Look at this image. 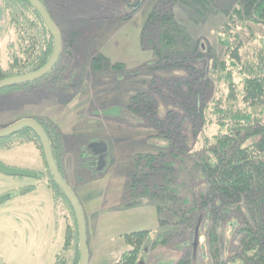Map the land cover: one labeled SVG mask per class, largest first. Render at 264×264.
Here are the masks:
<instances>
[{
  "label": "rangeland",
  "instance_id": "374dc122",
  "mask_svg": "<svg viewBox=\"0 0 264 264\" xmlns=\"http://www.w3.org/2000/svg\"><path fill=\"white\" fill-rule=\"evenodd\" d=\"M212 1V7L205 10L203 15H198L191 6L179 0H142L132 11L125 6L127 3L118 0L60 2L65 10L63 13L75 18L73 30L83 35L76 36L73 45L65 42L70 56L65 57L68 63L62 78L52 82V85L44 81L36 84L37 90L47 97L45 104L57 101L53 103L60 111L57 114L54 112L53 117L64 135V147L69 149L71 155L73 148L76 149L74 151L80 150L76 153V159L80 162L77 183L71 182L70 187L84 215L88 251L86 264L114 263L130 247L123 234L139 229L149 231L139 251L138 261L142 264H173L187 251L192 254V264H212L213 257H210L207 245L210 224L221 239L223 264H241L239 258L234 256L240 236L241 212L235 208L213 212L217 207L215 204L202 203L205 179L195 161H200L205 152V142L219 128L215 106L232 104L234 109L252 112L264 123V105L257 104L255 107L243 100L241 67L230 65L229 58L222 56L235 82V97L229 95L224 76L220 78L214 73L211 87L202 84L201 110L192 114L185 105L196 104V101L193 102L192 97L186 99L184 95L176 94V85H173L174 76L184 78L187 72L180 68L170 71L151 65L157 61L156 55L148 47L150 45L141 47L139 42L145 18L151 8L158 4V10H166L169 15L172 13L179 26L192 39L198 38L207 50L206 59L191 61L197 67L201 66L205 74L211 65L210 60L221 56L218 36L227 17L225 9L236 2ZM252 28V38L249 37L248 28L240 30L245 40L240 55L243 62L257 60L254 53L264 47V25H253ZM182 48L180 46V50ZM96 53L110 60L108 67L101 71H94L89 65V58ZM7 57V51L1 52L0 61L5 64ZM116 62L122 65L111 66ZM193 82L201 88L200 80L195 78ZM180 83L185 93L187 83ZM141 90H151L159 115L164 118L170 112V120L176 124L178 141L170 146V158L177 166L175 186L178 201H186L179 205L193 208V223L188 229L172 223L161 226L153 198L144 193L131 194L130 174L135 155L167 150L166 140L158 136L151 123L127 106L130 96ZM19 91L36 89L28 87ZM76 92L77 97L73 98ZM15 109L10 110V114L21 113L25 116L37 108L28 105L21 110ZM97 141L105 144L99 157L97 152L90 149L91 144ZM245 143H249V139ZM0 160L6 165L39 173L38 176L8 175L10 180H14L13 193L23 183L32 187L27 190V195L13 197L14 208L10 212L9 225L0 229V256L6 264H53L55 254L64 242L66 228L73 227V217L67 200L60 193L54 194L48 185L50 180L44 153L35 141H25L1 150ZM165 229H170V237L167 241H160L158 238L167 234L162 233ZM71 252L72 247L61 256L64 261L68 262Z\"/></svg>",
  "mask_w": 264,
  "mask_h": 264
},
{
  "label": "trees",
  "instance_id": "16d2710c",
  "mask_svg": "<svg viewBox=\"0 0 264 264\" xmlns=\"http://www.w3.org/2000/svg\"><path fill=\"white\" fill-rule=\"evenodd\" d=\"M1 1L7 16L5 30L10 33V38L6 45L8 55L6 63L3 64L0 61V79L41 67L48 60L54 46V38L49 27L30 0ZM41 1L46 6L45 0ZM118 1L127 3L128 5L125 4V6L130 11L135 10L142 2L140 0L134 7L132 5L137 0ZM179 1L191 6L198 15H203L205 10L210 9L212 7L210 4L213 2L212 0ZM219 2L224 3V0H219ZM164 11L158 10V4L151 8L145 18L143 29H141L139 42L141 47H144L145 44L150 45L148 47H151L156 55L157 61L152 62L151 65L167 68L170 71L180 68L187 72L184 78L174 76L175 82H173V85H176L174 90L176 94L184 95L186 99L192 97L193 102L196 101V104L187 103L185 105L187 110H190L192 114L201 110L204 88L202 84L211 87L214 73H217L220 78L224 76L228 83L229 95L235 97V82L226 59L222 56L229 58L230 65L235 67L240 65L241 67L243 100L249 103L248 105L255 107L257 104L264 105V47L254 53L257 60L243 62L240 58L245 41L240 30L244 27L248 28L250 30L249 37L252 38L253 25H264V0H236L235 4L227 5L225 9L227 17L222 23L218 36L222 47L221 56L216 60H210L211 65L205 74L201 71V66L197 67L191 64V61L206 59L207 50L199 43L198 38L192 39L179 26L172 13L169 15L166 10ZM128 16L130 15H126V17ZM68 43L73 45V41H68ZM180 46H183L182 50H180ZM68 56H70L68 45L62 42L58 59L46 74L3 87L0 89V93L6 90H21L43 81L49 83L59 81L67 67L68 61L65 57ZM89 61V65L94 71H101L110 63L109 58L100 53L93 54ZM121 65V62L111 64V66L118 67ZM195 78L200 80L199 87L201 88L194 85ZM181 81L187 83L185 93L180 88ZM127 106L151 123L158 136L166 140L167 148L166 151L159 150L158 152L135 155L133 170L130 174L131 194L144 193L153 198L161 226H170L172 223L180 224L187 229L190 228L193 223L191 218L193 208H184L179 205L186 201H178L179 196L175 186L177 166L175 161L170 158V146L178 141V134L175 133L177 131L176 124L172 119L170 120V112H167L164 118L159 115L151 90L135 92L130 96ZM214 110L219 118V128L217 133L205 142V152L200 161H195L205 179V191L201 195L202 203L204 205L209 202L215 204L217 207L213 212H217V209L220 211L238 209L241 212L240 236L234 256L239 258L241 264H264V123L252 112L242 108L234 109L232 104L225 107L217 105ZM36 119L44 127L49 137L57 167L65 178L61 168V156L65 151L64 135L48 117L37 116ZM248 139L249 143H245ZM25 141H35L42 150L41 141L36 132L27 126L21 127L15 133L1 137L0 147L9 148L14 143ZM47 174L50 180L48 185L54 194L60 193L67 200L73 217V227L66 228L64 242L59 252L56 253L53 264L61 262L77 264L80 251L75 214L71 203L62 188L53 179L48 168ZM31 187H23L21 191H26ZM148 232V229H139L124 233V240L130 247L122 252L112 264H136L139 251ZM163 232H167V234L158 239L167 241L170 237V229H165ZM207 233L209 255L213 257L214 261L212 264H223L220 236L212 229L211 224ZM189 243L191 244V242ZM70 247H72V252L66 262L61 256L67 253ZM186 248L189 247L186 246ZM187 252L183 253L173 264H192V254Z\"/></svg>",
  "mask_w": 264,
  "mask_h": 264
},
{
  "label": "crops",
  "instance_id": "0c3cea01",
  "mask_svg": "<svg viewBox=\"0 0 264 264\" xmlns=\"http://www.w3.org/2000/svg\"><path fill=\"white\" fill-rule=\"evenodd\" d=\"M60 2L61 0H45L46 8L49 9L50 11L49 13L53 21L56 23V25L60 30L62 42L74 41L76 39V36H81L83 34H81V32H77L73 30V23L75 22V18L67 16L63 13L65 10ZM6 22H7L6 11L4 9L2 1L0 0V54L1 52L6 51L7 41L10 38V33L5 30ZM50 85H52V83ZM37 86H38L37 84H33L30 86L32 89L34 90L36 89V91L21 92L19 90H6L0 93V127H3L19 118H23V117L32 118L41 115L47 116L57 125L53 117L54 112L57 114L58 110L60 111V108L59 109L57 107L55 108L56 104L53 103L56 100H54L50 104H45L44 101H46L45 98L47 97L43 96L42 93L37 90L38 89ZM77 94L78 93L76 92V95L74 94L75 96L73 95L74 96L73 98L77 97ZM71 98L68 100L69 102L71 101ZM36 104L40 106H37ZM62 104L63 103H61L60 105ZM28 105L29 106L34 105V107H36L37 109L33 110V113H29L25 116L20 115L21 113L10 114V110L13 109L16 110L15 108H19L21 110L23 107H26ZM60 132L62 131L60 130ZM6 149L8 148L0 147V151ZM74 150L76 149L73 148L71 150L72 151V155H71L69 149L65 148V151L61 156V168L65 174V179L69 183V185L71 184V182L76 184L77 183L76 179L78 178L77 167L80 162L76 159V153L79 152L80 150L79 149H78L79 151H74ZM10 179L11 178H9L8 174H5L0 171V181L1 184H3L2 186H0V195L4 193H10L9 197L5 198L2 202H0V229L6 228L9 225L10 212L14 208V202H12L14 195L16 197L27 195L28 193L27 190L29 189H27L26 191H21V188L31 186L23 183V185H18L19 187H17L18 188L17 191L13 193L11 190L15 188L14 185H12L14 180L13 179L10 180Z\"/></svg>",
  "mask_w": 264,
  "mask_h": 264
},
{
  "label": "water",
  "instance_id": "95a60500",
  "mask_svg": "<svg viewBox=\"0 0 264 264\" xmlns=\"http://www.w3.org/2000/svg\"><path fill=\"white\" fill-rule=\"evenodd\" d=\"M30 1L38 9L46 25L49 27L53 35V38H54L53 50L48 60L41 67L35 70H32V71H29V72L10 75V76L1 78L0 79V89L3 87L9 86L11 84H14L16 82L27 81V80H31V79H35V78L43 76L53 67V65L56 63L58 56L60 54V51L62 48V37H61V33H60L58 26L53 21L50 13L48 12L46 6L43 4L41 0H30ZM139 1L140 0H137V2L134 3L133 5H137ZM25 126L32 128L36 132L37 136L39 137L42 148H43V153H44V157L46 160V164L50 171V174L52 175L55 182L62 188L67 199L72 205L75 218H76V223H77L78 247L80 251V257H79V261L77 264H86L87 257H88V251H87V246H86L85 220H84L83 211H82L81 205L79 203V200L75 192L72 190L68 182L64 179V177L62 176V174L60 173L57 167V164L55 162V159L52 153V148L50 145L49 137L46 134L44 127L36 119L31 118V117H24V118L17 119L14 122L7 124L3 127H0V138L6 135H9L11 133H14L21 127H25ZM91 145L96 152H99L105 148V144L100 141L94 142ZM0 171L8 175L20 174V175L38 176V172L6 165L2 160H0ZM9 196H10V193L1 194L0 202H2L5 198ZM196 230H195V239L197 235ZM195 242L196 240L194 241V244ZM0 264H6L1 256H0ZM138 264H142V262L138 261Z\"/></svg>",
  "mask_w": 264,
  "mask_h": 264
},
{
  "label": "flooded vegetation",
  "instance_id": "af4514ba",
  "mask_svg": "<svg viewBox=\"0 0 264 264\" xmlns=\"http://www.w3.org/2000/svg\"><path fill=\"white\" fill-rule=\"evenodd\" d=\"M37 117V116H36ZM36 117H32V118H34V119H36ZM24 118V117H23ZM20 119V118H19ZM37 120V119H36ZM38 121V120H37ZM14 122V121H13ZM12 123V122H11ZM10 124V123H9ZM19 130V129H18ZM16 132V131H15ZM14 132V133H15ZM12 134V133H11ZM15 144H19V143H14L12 146H14ZM51 145V144H50ZM12 146H10V147H12ZM52 148V147H51ZM90 149H92V151H94V152H96L94 149H93V147H92V145H91V148ZM105 149V148H104ZM103 149V150H104ZM42 150H43V148H42ZM103 150H101V151H99V152H97V154H98V157H99V155L101 154V152L103 151ZM53 153V152H52ZM55 159V158H54ZM96 161H97V159H96ZM44 162H45V164H46V160H45V157H44ZM56 162V161H55ZM46 166H47V164H46ZM48 167H46V169H47ZM38 175H39V173H38ZM139 259V258H138ZM136 264H138V261H137V263Z\"/></svg>",
  "mask_w": 264,
  "mask_h": 264
}]
</instances>
